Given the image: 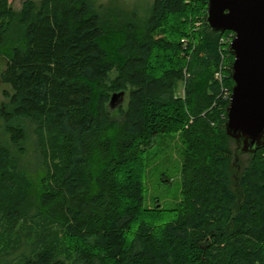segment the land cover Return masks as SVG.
<instances>
[{"label":"trees","instance_id":"trees-1","mask_svg":"<svg viewBox=\"0 0 264 264\" xmlns=\"http://www.w3.org/2000/svg\"><path fill=\"white\" fill-rule=\"evenodd\" d=\"M207 6L153 0L114 30L87 0H0V78L14 89L0 112V264H264V147L236 156L234 32L212 29ZM176 133L180 196L149 207L146 154ZM20 220L35 223L31 254L4 257Z\"/></svg>","mask_w":264,"mask_h":264},{"label":"water","instance_id":"water-1","mask_svg":"<svg viewBox=\"0 0 264 264\" xmlns=\"http://www.w3.org/2000/svg\"><path fill=\"white\" fill-rule=\"evenodd\" d=\"M206 23L215 31L232 30L234 79L227 105L226 130L240 152L264 147V0H208ZM125 90L110 99L123 101Z\"/></svg>","mask_w":264,"mask_h":264},{"label":"rangeland","instance_id":"rangeland-1","mask_svg":"<svg viewBox=\"0 0 264 264\" xmlns=\"http://www.w3.org/2000/svg\"><path fill=\"white\" fill-rule=\"evenodd\" d=\"M24 1L9 0L10 5L16 11L21 10ZM35 1L39 2L40 0ZM87 2L93 11L99 12L103 23L114 28V30H118L135 16L139 19H146L150 15L153 4V0H87ZM15 24H18V20H16ZM195 24L200 26L201 20H196ZM181 40L185 43L189 39L184 36ZM5 63V58L0 55V70L4 68ZM114 75L115 71L111 73L112 77ZM13 92V87L0 78V112L5 113V110L12 104L11 96ZM177 93L184 94V82L182 80L179 81ZM128 98L129 90L125 92L123 101L119 99L115 100L114 106L111 108L115 116H119L120 114L118 111L119 105L126 107ZM1 118L3 119L2 114ZM34 124V121L31 119L25 121L26 134H29V137H32V139L36 136ZM2 130L6 133L4 128ZM158 139V143L150 148L145 157V204L149 207L157 205L170 208L180 196L183 146L180 135L177 133L175 135H162ZM30 151L28 153L33 156L35 153H30ZM165 215L169 216L170 212H166ZM30 224L35 226V223H31L30 220L19 221V225L15 229L16 232H13V236H18L17 238L20 241L17 239L16 247H13L12 244L5 252L1 253L2 256L11 258L18 255L17 258H19L22 254L23 256L31 254L33 244L29 235H27V232L30 231V228H28ZM0 227V230H2V225ZM35 228L37 229V227ZM31 235L34 236L35 233H31Z\"/></svg>","mask_w":264,"mask_h":264},{"label":"built area","instance_id":"built-area-1","mask_svg":"<svg viewBox=\"0 0 264 264\" xmlns=\"http://www.w3.org/2000/svg\"><path fill=\"white\" fill-rule=\"evenodd\" d=\"M234 35V34H233ZM233 35H231L232 37H233ZM231 36H229L228 38H227V40H231L232 38H231ZM219 78H221L222 77V73L219 71V72H217V74H216ZM224 91L227 93V94H229V89L227 88V87H224Z\"/></svg>","mask_w":264,"mask_h":264}]
</instances>
